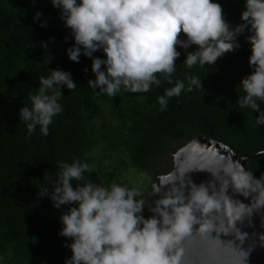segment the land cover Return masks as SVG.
Returning a JSON list of instances; mask_svg holds the SVG:
<instances>
[{"label": "clouds", "instance_id": "1", "mask_svg": "<svg viewBox=\"0 0 264 264\" xmlns=\"http://www.w3.org/2000/svg\"><path fill=\"white\" fill-rule=\"evenodd\" d=\"M16 1L6 2L0 15L6 35H0V129L27 127L29 134L36 132L47 141L49 131L69 122L61 119L66 115L64 99L77 86L71 73L83 74L88 65L95 74L87 82L94 92L115 97L126 91L125 99L134 106L176 82L157 97L161 110H167L169 98L180 96L186 83L188 91L195 87L215 94L214 111L230 105L251 112L228 124L217 125L216 120L210 136L194 134L173 148L171 167L155 174L156 189L148 186L146 196L139 188L116 183L104 187L89 181L74 188L73 180H87L83 173L89 165L79 159L61 163L58 180L49 184L52 190L44 186L38 195L47 196L56 209L76 206L65 213L46 209L45 214L27 219V225L39 226L41 220L59 225L58 235L72 241L64 245L72 252L64 264H182V250L176 249L192 234L193 226L199 225L201 235H210L217 222L223 225L224 217L246 224L253 208L260 210L247 242L264 238V174L258 177L248 167L254 155L264 156V151L238 154L216 137L220 132L233 134L230 127L238 123L264 128V0H46L55 12L50 18L37 8L41 4L31 8L30 0ZM44 8L42 3V12ZM35 20L37 26L19 44L22 36L7 32L12 21ZM241 36L246 40L245 62L237 56ZM68 61L72 70L63 65ZM96 119L87 123L99 131ZM194 137L213 142L220 167L211 173L219 188L212 182L197 186L189 180L187 196L182 182L157 199L159 181L170 174L174 154ZM61 143L67 153L79 146L78 140L67 137ZM227 192L251 197V203L233 200ZM151 196L155 201L148 205L145 218L142 213ZM46 204L50 206L48 200ZM224 243L239 246L235 241ZM248 255L245 252L239 263L245 264Z\"/></svg>", "mask_w": 264, "mask_h": 264}, {"label": "trees", "instance_id": "2", "mask_svg": "<svg viewBox=\"0 0 264 264\" xmlns=\"http://www.w3.org/2000/svg\"><path fill=\"white\" fill-rule=\"evenodd\" d=\"M9 1L0 0V15L5 12L6 2ZM24 2L28 3L27 0ZM42 3H45L43 12ZM38 4L41 5L37 8L45 17L55 16L46 0H30L29 6L32 8ZM36 26V20L20 24L12 21L7 32L22 36L17 42L19 44ZM0 35L6 37L1 28ZM244 39L245 36L238 38L241 47L237 49V56L240 62H245L246 58ZM63 65L70 70L74 68L69 61ZM86 68L88 70L83 74L71 73L77 86L64 99L66 115L61 119L62 122H69L49 131L47 141L36 132L29 134L27 127L0 129V264H64L65 259L71 257L70 248L64 245L72 241L58 235V224L41 220L39 226L27 225V219L42 211L45 214L46 209L52 214L53 210L65 213L69 207L76 206L62 205L56 209L47 196L38 195L39 189L44 186L52 190L49 184L58 180L59 165L66 163L65 160L79 159L89 165V171L83 173L87 180H73L74 188L77 184L83 186L91 181L104 187L116 183L142 191L151 185L154 191L155 174L163 170L160 166L166 155L169 156L165 162L171 167L170 153L173 148L194 134L210 136L216 120L217 125H222L251 115L249 108L239 109L230 105L214 111L218 97L202 88L193 87L188 91L186 83L180 96L169 98L167 110H161L157 97L163 95L165 88L174 87L176 82L167 83L155 97L134 106L131 99H125L126 91H118L115 97L94 92L87 82L94 80L95 74L91 66ZM2 71L0 61V75ZM179 76L177 72L175 77ZM261 105L264 110V102ZM107 113H110L111 121L107 119ZM94 117L100 124L99 131L93 130L87 123ZM230 129L233 134L220 132L216 137L238 154L264 151L262 126L256 128L238 123ZM63 137L78 140L79 146L72 147L67 153L61 143ZM248 167L261 177L264 174V156L255 154ZM45 177L47 179L42 184Z\"/></svg>", "mask_w": 264, "mask_h": 264}, {"label": "water", "instance_id": "3", "mask_svg": "<svg viewBox=\"0 0 264 264\" xmlns=\"http://www.w3.org/2000/svg\"><path fill=\"white\" fill-rule=\"evenodd\" d=\"M201 142L206 147L213 145V142L209 139L194 137L189 141L187 147L186 145L183 147L184 152H187L188 148H195ZM214 152L213 148H208L202 152L199 158H189L188 161L176 162L173 158V167L170 174L159 181L161 192L157 194V199L162 198L163 193L173 186L180 187L182 182H184V191L187 196L190 188L188 185L189 180L197 186L201 183L207 186L209 182H212L219 188V181L211 173L217 171L220 167V164H217L214 159ZM200 167L204 170H199ZM209 191L211 192V189ZM226 194L233 200H240L245 204L251 203V197H240L239 194L236 195L230 192ZM257 210L260 209H251V212L248 213L249 222L246 224L232 223L227 217H224L223 225L220 226L217 222V229L211 232L210 235H201L198 230L199 225L193 226L192 234L186 237L176 249L177 252L182 250V264H241L239 262L243 260L245 252L249 253L245 264H264V238L259 237L252 243L247 242L253 232L254 224L252 222H254ZM224 241H235L239 246L229 248Z\"/></svg>", "mask_w": 264, "mask_h": 264}, {"label": "bare ground", "instance_id": "4", "mask_svg": "<svg viewBox=\"0 0 264 264\" xmlns=\"http://www.w3.org/2000/svg\"><path fill=\"white\" fill-rule=\"evenodd\" d=\"M203 147H204V143L201 142L199 145L195 146V148H193V147L192 148H188L187 152H184V149L181 148L180 150H178L174 154V158H175L176 162H180L181 160H187L188 161L189 158H196L197 159V157L199 158L202 155V153H200L199 150L202 149ZM213 147H214V145H210L211 149ZM198 153H200V154H198Z\"/></svg>", "mask_w": 264, "mask_h": 264}, {"label": "rangeland", "instance_id": "5", "mask_svg": "<svg viewBox=\"0 0 264 264\" xmlns=\"http://www.w3.org/2000/svg\"><path fill=\"white\" fill-rule=\"evenodd\" d=\"M168 156H169V155H166V156H165V158H164V160H163V162H162V164H161V166H160V167L163 169V171H167V170H168V166H167V164H166V162H165V160H166V158H167ZM136 181H138V180L136 179ZM146 185H148V183H146ZM144 190H145V189H144ZM141 192L143 193V195L146 196L147 188H146L145 191H142V190H141ZM138 198H139V197H138ZM154 201H155V196H151V197H149V200H148L147 204L145 205V208H144L143 213H142L143 216H144L145 218H148V217H149V215H148V213H147L148 205H149V204H153Z\"/></svg>", "mask_w": 264, "mask_h": 264}]
</instances>
